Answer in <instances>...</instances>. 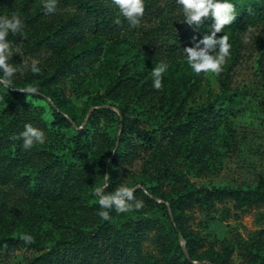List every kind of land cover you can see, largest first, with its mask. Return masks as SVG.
I'll return each instance as SVG.
<instances>
[{"label":"rangeland","instance_id":"rangeland-1","mask_svg":"<svg viewBox=\"0 0 264 264\" xmlns=\"http://www.w3.org/2000/svg\"><path fill=\"white\" fill-rule=\"evenodd\" d=\"M256 1L232 0L236 11ZM43 3L44 0L27 3L15 0L4 15L16 13L24 21V36L17 33L8 37L13 48L20 49V54H14L10 61L18 69L13 79L19 86L29 80L33 82L28 87L37 92L43 89L36 85L40 80H32L33 61L48 76L64 66H74L57 78L56 85L83 110V116H88L92 110L110 104L109 92L117 85L125 66L133 71H146L152 83L151 71L165 62L168 67L159 94L153 102L137 100L134 105L129 104L127 121L141 129L166 127L155 110L156 101L174 82L180 84L186 97V112L181 119L186 128L174 137L159 134L153 147H144L133 133H128V146L121 151L131 158L116 171L118 183L113 186L109 182L115 172L109 166L110 154L113 157L119 149L116 137H120L122 129L116 118L101 116L96 120L92 125L96 136L93 150L79 155L73 152V138L81 127L52 126L49 107L52 103L45 93L44 100L31 101L28 113L34 118L33 127L44 131L45 142L31 148L38 153L34 164L20 166L9 182L0 179V240L21 239L0 249V264H28L61 242L72 241L75 235L92 233L102 220L95 188L103 186L105 176H108L107 193L127 184L137 189H159L167 198H177L194 189L255 190L259 186L264 179V22L235 32L225 27V33L217 34L218 38L227 34L231 44L223 70L219 74H196L183 53L194 41L191 45L166 38L153 42L141 30H125L111 39L90 28L73 43L57 47L54 32L76 12L57 3L55 13L45 14ZM113 13L117 20L122 18L116 6ZM145 21L148 23L147 18ZM160 21L154 18L147 27H157ZM9 89L0 85V131L13 120V116L4 112L11 99ZM152 104L155 107L151 108ZM146 109L149 117L143 115ZM196 115H204L198 116L204 119L201 124L200 120L191 122ZM86 120L87 117L84 124ZM49 162L58 172L91 171L88 182L69 180L72 191L64 195H58V191L51 195L30 194L21 183L22 177L36 176ZM118 214L126 217V213ZM129 214V218H137L134 209ZM192 215L191 228L203 244V256L223 255L221 245H227L234 248L231 264H264V203L240 206L237 201L227 199L217 202L212 210H197ZM154 217L167 222L164 211ZM26 234L33 237L31 243L22 239ZM153 236L152 233L144 242L142 256L134 264H164ZM180 241L183 246L185 241L182 238Z\"/></svg>","mask_w":264,"mask_h":264},{"label":"trees","instance_id":"trees-1","mask_svg":"<svg viewBox=\"0 0 264 264\" xmlns=\"http://www.w3.org/2000/svg\"><path fill=\"white\" fill-rule=\"evenodd\" d=\"M15 0H0V16H4L8 7H12ZM26 3L32 0H22ZM57 3L70 6L76 13L63 20L60 30L54 32V45L71 44L93 28L97 32L114 38L125 30H141L153 42L163 39L180 41L183 45H191L195 39H202L205 34H210L208 28L214 23L212 19H205L199 29L189 26L184 22L181 6L177 0H145V12L138 26H132L122 17L116 19L113 13L115 6L112 0H57ZM163 4V8H161ZM237 19L232 25L226 26L230 31H237L255 24L264 22V0H258L237 10ZM145 18L148 19L146 23ZM154 18L161 19L157 27H147L154 21ZM119 21V22H117ZM74 66H64L61 71L48 76L45 69L39 73H33L32 80H40L37 86L43 88L37 92L35 88L28 87L33 81L25 80L26 84L19 86L13 79L9 86V100L5 113L13 116V120L0 131V179L4 182L12 180L20 166L32 165L35 163V156L38 154L31 149L23 148L22 139L18 138L26 124L34 125V118L28 113V104L31 101L44 100L43 93L50 99V109L53 120L51 125L58 128L70 129L76 126L78 129L73 142L75 154H86L93 150L96 136L92 131V125L101 116L114 117L122 126L119 141V149L112 156L110 154L109 166L114 167L109 177L111 185L118 183L116 171L127 164L131 158L127 152L121 151L122 147L128 146V133H133L137 140L144 147H153L158 141V135L174 137L175 134L186 128L181 123L184 116L186 97H183V88L180 84L172 82L168 92L163 93L156 101L158 106L155 110L160 113L166 127L141 129L128 123L129 104L134 105L136 101L141 103L153 102L159 94L160 89H155L147 79L146 71H133L125 66L117 85L110 90V104L94 109L87 116L83 110L66 98L60 87H57L58 77L72 70ZM136 67V65L134 66ZM60 70V69H59ZM146 80V81H145ZM31 89L33 91H25ZM184 91V90H183ZM137 96V97H136ZM124 102V103H123ZM156 104H152L155 107ZM119 112V115L117 112ZM148 109L143 111L146 114ZM152 112V111H151ZM204 115H196L191 122L201 124L204 119L198 118ZM87 120L84 124L85 118ZM173 129L172 133L169 131ZM2 152H4L2 154ZM41 155V153H39ZM91 171L86 169L55 171L54 165L50 162L36 176H24L21 183L25 184L31 194H53L64 195L72 191L68 181L73 179L81 184V180L88 182ZM33 181V185L31 184ZM147 190V191H146ZM135 199L143 202L140 209H135L137 218H129L118 214L114 209L110 210V219L101 220L96 223V229L85 235H75L72 241L61 242L28 264H134L142 256L144 242L149 240L153 233L152 240L158 247L164 264H231L230 258L234 248L221 245L223 255L211 256L202 255L203 244L191 228L190 220L192 214L197 210H212L217 202H225L227 199L235 200L240 206H253L264 203V179L255 190L215 188V189H194L177 198H167L159 189L140 188L134 191ZM162 200V203L158 202ZM135 203V201H133ZM164 211L167 222L158 221L154 215ZM171 212V213H170ZM181 238L185 241V248L188 256L184 253L181 245ZM21 239L5 238L0 240V249L19 243Z\"/></svg>","mask_w":264,"mask_h":264},{"label":"clouds","instance_id":"clouds-1","mask_svg":"<svg viewBox=\"0 0 264 264\" xmlns=\"http://www.w3.org/2000/svg\"><path fill=\"white\" fill-rule=\"evenodd\" d=\"M119 10V14L124 17L130 25L138 26L145 12V0H112ZM181 6L184 22L189 26L199 29L205 19H212L214 23L208 28L210 34H205L202 39H195L193 46L183 49L187 64L196 74H219L223 70L226 58L230 55L231 44L229 36L224 34L218 38V33L224 32L225 27L232 25L237 19L236 7L232 0H177ZM43 9L45 14L57 11V0H44ZM119 22V21H117ZM24 21L16 14L10 16H0V85L9 87L13 83V77L18 69L11 63L14 54H20L19 48H13L12 41L8 39L9 34L19 33L24 36ZM167 63L161 62L151 71L153 78L152 86L155 89L162 88V76L167 70ZM33 73H39L37 62L33 61L31 66ZM25 91H33L31 89ZM18 138L23 141L24 149H31L34 145L45 142L44 131L26 124ZM107 178L103 186L95 188V195L98 197L100 210L98 212L102 220H109L110 210L117 213H126L133 208L140 209L143 205L141 201L135 199V187L127 184L119 185L113 192H105ZM135 201V203H133ZM22 239L25 243H31L33 237L24 235Z\"/></svg>","mask_w":264,"mask_h":264},{"label":"water","instance_id":"water-1","mask_svg":"<svg viewBox=\"0 0 264 264\" xmlns=\"http://www.w3.org/2000/svg\"><path fill=\"white\" fill-rule=\"evenodd\" d=\"M90 114V113H89ZM136 190V189H135ZM134 190V191H135ZM159 202H161V201H159ZM171 213V212H170ZM183 250H184V253L188 256V252H187V250H186V248H185V242L183 243Z\"/></svg>","mask_w":264,"mask_h":264}]
</instances>
